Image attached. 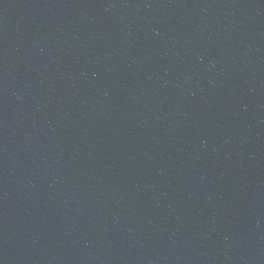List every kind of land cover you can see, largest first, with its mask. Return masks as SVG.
Returning a JSON list of instances; mask_svg holds the SVG:
<instances>
[{
	"label": "water",
	"instance_id": "water-1",
	"mask_svg": "<svg viewBox=\"0 0 264 264\" xmlns=\"http://www.w3.org/2000/svg\"><path fill=\"white\" fill-rule=\"evenodd\" d=\"M162 264H264V0H91Z\"/></svg>",
	"mask_w": 264,
	"mask_h": 264
}]
</instances>
